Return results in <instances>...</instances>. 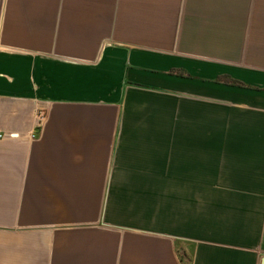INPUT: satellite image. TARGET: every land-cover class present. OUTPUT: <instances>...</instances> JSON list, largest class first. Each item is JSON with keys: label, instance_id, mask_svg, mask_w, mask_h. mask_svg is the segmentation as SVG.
Here are the masks:
<instances>
[{"label": "crops", "instance_id": "obj_1", "mask_svg": "<svg viewBox=\"0 0 264 264\" xmlns=\"http://www.w3.org/2000/svg\"><path fill=\"white\" fill-rule=\"evenodd\" d=\"M0 132V264H260L264 0H0Z\"/></svg>", "mask_w": 264, "mask_h": 264}, {"label": "built area", "instance_id": "obj_2", "mask_svg": "<svg viewBox=\"0 0 264 264\" xmlns=\"http://www.w3.org/2000/svg\"><path fill=\"white\" fill-rule=\"evenodd\" d=\"M42 116V115H41ZM35 136V134H33ZM6 137V134L4 132H0V139Z\"/></svg>", "mask_w": 264, "mask_h": 264}, {"label": "water", "instance_id": "obj_3", "mask_svg": "<svg viewBox=\"0 0 264 264\" xmlns=\"http://www.w3.org/2000/svg\"><path fill=\"white\" fill-rule=\"evenodd\" d=\"M260 264H264V256L261 258Z\"/></svg>", "mask_w": 264, "mask_h": 264}]
</instances>
